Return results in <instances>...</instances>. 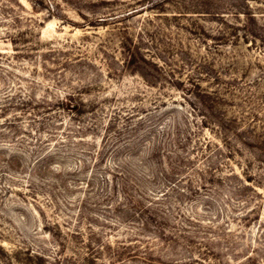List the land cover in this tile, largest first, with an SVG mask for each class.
<instances>
[{
  "label": "rangeland",
  "instance_id": "rangeland-1",
  "mask_svg": "<svg viewBox=\"0 0 264 264\" xmlns=\"http://www.w3.org/2000/svg\"><path fill=\"white\" fill-rule=\"evenodd\" d=\"M0 264H264V0H0Z\"/></svg>",
  "mask_w": 264,
  "mask_h": 264
}]
</instances>
